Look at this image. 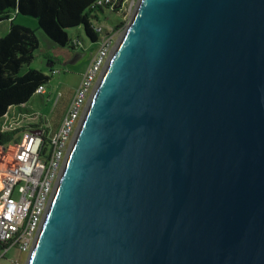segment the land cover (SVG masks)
Listing matches in <instances>:
<instances>
[{
  "label": "water",
  "instance_id": "obj_1",
  "mask_svg": "<svg viewBox=\"0 0 264 264\" xmlns=\"http://www.w3.org/2000/svg\"><path fill=\"white\" fill-rule=\"evenodd\" d=\"M26 264H264V0L136 1Z\"/></svg>",
  "mask_w": 264,
  "mask_h": 264
},
{
  "label": "built area",
  "instance_id": "obj_2",
  "mask_svg": "<svg viewBox=\"0 0 264 264\" xmlns=\"http://www.w3.org/2000/svg\"><path fill=\"white\" fill-rule=\"evenodd\" d=\"M124 2L125 10L132 14L136 2L123 0L120 7ZM116 5L117 0H96L92 7L120 8ZM93 27L101 34L99 46L81 75L59 126L49 134L44 118L35 111L19 112L16 118L7 117L0 122L1 130L20 128L13 140L0 144V243L7 245L1 248L0 257L11 246L25 255L24 260H11L10 264H26L80 118L121 34L118 28ZM43 92L45 85H38L36 93ZM44 135L49 139L45 147Z\"/></svg>",
  "mask_w": 264,
  "mask_h": 264
},
{
  "label": "trees",
  "instance_id": "obj_3",
  "mask_svg": "<svg viewBox=\"0 0 264 264\" xmlns=\"http://www.w3.org/2000/svg\"><path fill=\"white\" fill-rule=\"evenodd\" d=\"M95 1L0 0V21L8 20L7 30L0 35V120L11 107L17 108L19 112H30L26 103L36 93L38 85H45L50 79L49 73L30 65L39 47L37 28L62 47L75 49L81 46L78 38L69 37L67 29L70 27L81 25L85 34L91 40H96L98 31L93 27L92 18H96L95 12L103 7H92ZM11 12L15 16L23 14L35 17L38 27L15 21ZM119 23L113 28L120 27L122 22ZM19 130L0 129V144L13 140ZM43 139L45 147L49 139L45 135ZM6 246L0 243V248Z\"/></svg>",
  "mask_w": 264,
  "mask_h": 264
},
{
  "label": "rangeland",
  "instance_id": "obj_4",
  "mask_svg": "<svg viewBox=\"0 0 264 264\" xmlns=\"http://www.w3.org/2000/svg\"><path fill=\"white\" fill-rule=\"evenodd\" d=\"M130 1V0H129ZM136 2V0H134ZM125 2L118 9L103 7L98 11L97 18H92L94 25H101L109 30L116 24L119 34L127 25L131 13L125 10ZM12 18L17 22L28 23L37 26V19L29 15L19 14ZM8 27V20L0 21V35L4 34ZM38 27V26H37ZM39 47L34 52V58L30 62L32 67L41 68L50 74L49 81L45 84V92L35 93L26 103V108L37 112L45 120L48 133L51 134L58 126L67 108L69 100L77 87L81 75L87 68L93 54L100 43V35L97 32L96 40H91L84 32L83 27L75 26L67 29L70 38H78L81 46L75 49L62 47L49 39L39 27L37 28ZM50 69L54 71L51 72ZM17 115L16 113H13ZM1 253V248H0ZM25 255L16 247L7 248L4 256L0 257V264H10L11 260H24Z\"/></svg>",
  "mask_w": 264,
  "mask_h": 264
},
{
  "label": "crops",
  "instance_id": "obj_5",
  "mask_svg": "<svg viewBox=\"0 0 264 264\" xmlns=\"http://www.w3.org/2000/svg\"><path fill=\"white\" fill-rule=\"evenodd\" d=\"M13 113H16L17 115H14ZM18 114H19V111L17 110V108L11 107L10 110L8 111V113L4 117H2L1 120L5 119L7 117L16 118L18 116ZM5 252H6V250H5Z\"/></svg>",
  "mask_w": 264,
  "mask_h": 264
}]
</instances>
